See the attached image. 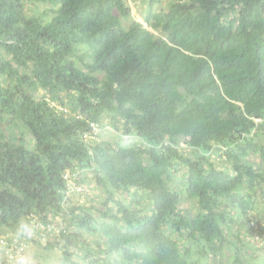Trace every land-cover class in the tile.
Returning <instances> with one entry per match:
<instances>
[{"label": "trees", "instance_id": "1", "mask_svg": "<svg viewBox=\"0 0 264 264\" xmlns=\"http://www.w3.org/2000/svg\"><path fill=\"white\" fill-rule=\"evenodd\" d=\"M27 1L0 0V232L57 243L64 264H203L236 247L230 221L259 238L264 0L151 1L143 22L130 0ZM104 116L127 145L102 138ZM7 117L33 149L5 138ZM80 170L106 209L85 204ZM33 217L58 230L42 240Z\"/></svg>", "mask_w": 264, "mask_h": 264}, {"label": "rangeland", "instance_id": "2", "mask_svg": "<svg viewBox=\"0 0 264 264\" xmlns=\"http://www.w3.org/2000/svg\"><path fill=\"white\" fill-rule=\"evenodd\" d=\"M154 2V9L155 10H165L168 8L170 2L172 0H130L131 8H132V17H134L136 20H139L141 22L144 21V16L146 10L149 8L150 2ZM34 2L33 1H27L28 5V14L29 15H34L36 10L35 6H33ZM38 7L40 9H45V10H50L46 5L43 4H38ZM51 11V10H50ZM128 23V22H126ZM63 96V95H62ZM64 98V97H63ZM67 100V98H65ZM113 120H111L110 117L104 116L103 118V123L105 125L104 131H103V136L105 140H109L112 142H117L120 141L121 143H124L125 145L128 144V142L131 139L124 136L121 137L118 135V130L115 127L114 124H112ZM117 123V126H119V129H122L123 127V122L121 121H114ZM2 128V133L5 135L6 139H11L14 142L18 143L19 141L16 138V134L20 135V137L23 136L25 139V144L28 148L33 149L34 147V139L31 133L26 129L23 128V126L17 124L15 119L12 117H7L6 121L1 125ZM262 133L264 134V128H262ZM22 134V136H21ZM186 144L182 142L181 146L185 147ZM76 175H79V179L81 182L86 183L88 191L87 193L88 196L86 197L85 204L87 206H93L98 209H106V206L104 205L105 199H106V194L105 191L102 189L101 185L97 183L94 177V173L88 170H83ZM83 178V180H82ZM91 189V190H90ZM261 195V193H260ZM71 197V204L78 205V201L80 200V195L78 194H73L71 193L69 195ZM257 206L256 209H253L249 212L250 217L255 216L258 220L256 222V226L258 228V235L259 238L256 236V232L252 234V236H247L245 239L246 241H249V243L244 242V238L239 237L238 232L240 227L238 226V221H230L229 227L231 228L229 232H227V237L230 240L229 242L227 241L226 243H229L230 246L236 244V247H233L226 251L225 249L223 250V255L219 257L217 255L216 257L212 256L209 259H205L203 261V264H238L237 262L234 261L233 255L236 252V248H239L238 254H242L239 256H242L241 261L246 262V264H264V206L261 203V199L257 201ZM110 206L113 208L115 211L114 205L110 204ZM190 208H194L196 205L193 202H190L188 204ZM95 215L100 217L101 214L97 209L93 210ZM263 211V213H261ZM234 212V211H233ZM230 216L232 219H236L237 215L236 213H231ZM69 222V220L67 221ZM45 241V240H44ZM50 241H55L54 239ZM35 243L31 244L29 249H28V262L26 264H46V263H51V264H64L63 262V257H62V251L59 249V244H55L53 248H47L45 247L46 242L44 244H38L34 245ZM248 245V246H247ZM262 245V247L260 246ZM235 246V245H234ZM246 251L247 258L246 261L244 259V253L243 251ZM255 255V256H253ZM221 258V259H219ZM241 261H239V264H242Z\"/></svg>", "mask_w": 264, "mask_h": 264}, {"label": "built area", "instance_id": "3", "mask_svg": "<svg viewBox=\"0 0 264 264\" xmlns=\"http://www.w3.org/2000/svg\"><path fill=\"white\" fill-rule=\"evenodd\" d=\"M98 127H94L97 131ZM66 177L69 179L68 188L71 191L83 192L85 187L78 185L74 182V178L70 176L69 173L66 174ZM31 231L33 233L34 229H41V233L38 234L42 240L46 239V232L48 230H58L57 228L46 226L36 217H33L30 221ZM28 249L29 242L27 236L14 234L12 232H0V264H3V261L6 260L10 264H26L28 262Z\"/></svg>", "mask_w": 264, "mask_h": 264}]
</instances>
